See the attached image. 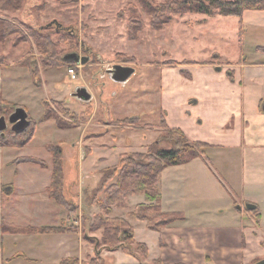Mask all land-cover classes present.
Here are the masks:
<instances>
[{
    "label": "rangeland",
    "instance_id": "obj_1",
    "mask_svg": "<svg viewBox=\"0 0 264 264\" xmlns=\"http://www.w3.org/2000/svg\"><path fill=\"white\" fill-rule=\"evenodd\" d=\"M143 2L145 6L136 0H0V114L7 118L22 107L36 122L33 138L22 148L24 156L14 160L31 157L45 167L30 164L51 169V153L45 145L60 144L63 197L71 206L64 209L69 217L56 226L39 228L78 233L79 241L71 237L68 250L79 260L98 249L105 264H139L128 252L101 246L102 230L93 229L100 210L88 201L98 187L101 170L117 164L121 153L146 151L160 138L162 118L181 125L193 137L217 138L206 123L213 108L207 102L203 85L208 78L202 71L208 68L227 81L230 62L243 56L264 57V11H245L241 17L175 15L167 11V0ZM48 41L54 44L55 56L43 51ZM69 53L88 60L85 64L65 61ZM114 65L131 67L134 73L124 83L115 82L107 71ZM69 66L75 68L76 80L68 76ZM168 81L172 88L163 92ZM77 87H85L92 99L78 100L73 95ZM45 113L47 119H43ZM194 118L202 121L199 128L192 125ZM50 119L70 130L54 129L53 121L46 122ZM10 131L8 125L5 135ZM169 146L159 140L158 147ZM31 174L32 168L21 169L24 183ZM46 194L63 208L49 197L47 188ZM133 197L128 209L114 208L109 218L131 224L135 241L148 248L147 261L157 251L158 237L129 212L151 202L139 204L143 195ZM143 213L152 224L161 218L150 211ZM13 226L9 223L6 228L14 233L36 232L31 230L35 227L17 225L22 230H15ZM48 242L33 252L32 257L37 253L40 259L28 264H59V250ZM146 261L142 263L151 264Z\"/></svg>",
    "mask_w": 264,
    "mask_h": 264
},
{
    "label": "crops",
    "instance_id": "obj_2",
    "mask_svg": "<svg viewBox=\"0 0 264 264\" xmlns=\"http://www.w3.org/2000/svg\"><path fill=\"white\" fill-rule=\"evenodd\" d=\"M253 57L243 56L238 62H230L227 81L221 77L219 80L218 74L208 68L202 71L208 78L203 85L207 102L213 108L211 121L206 123L217 138L193 137L181 125L171 124L165 114L167 126L180 129L190 140L206 142L209 147L205 150L206 159L197 157L162 171L158 185L160 209L179 213L183 220L156 231L149 229L146 222L134 219L158 237L157 251L147 263L253 264L264 259V57ZM171 85L168 81L163 92ZM165 107L161 108L166 112ZM50 121L54 129L70 130L55 126L52 119L46 122ZM200 124L201 120L192 119L194 128ZM4 137L5 133L0 134V138ZM10 149L16 154H10ZM19 156H24L23 149L0 145V264H28L40 259L37 253L32 257L33 252L47 240L59 250V263L71 257L68 242L73 236L79 241L78 233H14L6 228L9 223L35 228L56 226L69 217L46 194L51 169L14 163ZM25 166L32 168L27 183L20 176ZM38 174L43 177L39 179ZM149 202L144 197L138 203ZM46 215L49 217L43 218Z\"/></svg>",
    "mask_w": 264,
    "mask_h": 264
},
{
    "label": "trees",
    "instance_id": "obj_3",
    "mask_svg": "<svg viewBox=\"0 0 264 264\" xmlns=\"http://www.w3.org/2000/svg\"><path fill=\"white\" fill-rule=\"evenodd\" d=\"M170 14L180 15L184 13H198L208 16L221 15L241 17L245 11H264V0H167ZM145 6L143 0H136ZM131 31V28H129ZM54 44L46 42L44 52L55 56ZM33 81L38 85V74L36 70H30ZM17 108V107H16ZM3 115V114H0ZM45 117V118H44ZM30 124L21 133L15 134L10 131L4 138H0V145H6L15 149H22L33 138L36 122L27 117ZM43 119H47L46 113ZM160 138L147 146L144 152H124L118 157L117 164L101 170V179L98 187L94 189L89 198V205H97L100 213L94 220L93 229H101L100 245L110 247L111 251L122 250L133 255L143 264L148 256V248L145 243L137 242L134 238V231L131 224L122 218L110 219L109 215L113 209H128L129 198L133 195H143L151 204L138 208L129 215L133 218L146 222L151 230L160 231L164 227L183 220V216L176 212L165 213L160 209V196L158 185L161 173L168 166H175L187 163L197 157L206 159L204 149L209 144L202 141L190 140L184 132L177 128L167 126L162 118ZM62 127V126H59ZM159 140H164L170 144L168 148L158 147ZM47 151L51 153V178L47 187V193L57 204L70 210V204L63 197V170H62V150L59 143L49 142L45 145ZM39 163L37 159L31 157H20L14 163ZM143 211H150L153 216L161 218L157 223L152 224ZM15 227V226H13ZM15 230H22L17 226ZM36 230L39 233H55L65 231L56 227H41ZM69 231V230H66ZM71 232V231H69ZM133 246V249L128 248ZM93 255H88L85 260L76 257L63 258L59 264H105L104 258L99 250H94ZM143 262V263H142ZM153 264H161L154 261Z\"/></svg>",
    "mask_w": 264,
    "mask_h": 264
},
{
    "label": "water",
    "instance_id": "obj_4",
    "mask_svg": "<svg viewBox=\"0 0 264 264\" xmlns=\"http://www.w3.org/2000/svg\"><path fill=\"white\" fill-rule=\"evenodd\" d=\"M63 59L65 61L73 63L85 64L88 60L87 57H81L77 53L66 54ZM111 79L115 82L124 83L134 73V69L131 67H124L120 65H114L112 68L107 70ZM78 100L83 102H89L92 99L91 93L85 87H77L73 94ZM264 109V107H263ZM30 122L27 118L25 110L21 107L15 108V110L9 114L7 118L4 115L0 116V134L3 135L8 127L15 134L23 132ZM247 208L252 209L251 205H247ZM253 264H264V259L259 260Z\"/></svg>",
    "mask_w": 264,
    "mask_h": 264
},
{
    "label": "built area",
    "instance_id": "obj_5",
    "mask_svg": "<svg viewBox=\"0 0 264 264\" xmlns=\"http://www.w3.org/2000/svg\"><path fill=\"white\" fill-rule=\"evenodd\" d=\"M67 73L71 80H76V72L73 66L67 68Z\"/></svg>",
    "mask_w": 264,
    "mask_h": 264
},
{
    "label": "flooded vegetation",
    "instance_id": "obj_6",
    "mask_svg": "<svg viewBox=\"0 0 264 264\" xmlns=\"http://www.w3.org/2000/svg\"><path fill=\"white\" fill-rule=\"evenodd\" d=\"M0 116H2V115H0Z\"/></svg>",
    "mask_w": 264,
    "mask_h": 264
}]
</instances>
